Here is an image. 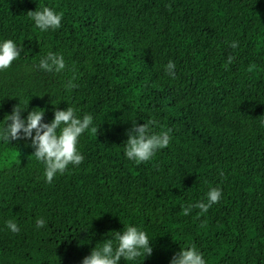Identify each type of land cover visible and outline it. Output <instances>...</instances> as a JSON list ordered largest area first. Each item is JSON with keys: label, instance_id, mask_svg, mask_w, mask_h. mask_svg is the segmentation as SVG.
Instances as JSON below:
<instances>
[{"label": "trees", "instance_id": "obj_1", "mask_svg": "<svg viewBox=\"0 0 264 264\" xmlns=\"http://www.w3.org/2000/svg\"><path fill=\"white\" fill-rule=\"evenodd\" d=\"M43 7L62 14L58 29L28 17ZM6 39L23 51L0 71V127L16 105L22 117L44 109L45 123L70 106L98 131L79 137L84 161L51 183L30 139L0 140V264H82L126 225L153 251L118 264H170L193 244L206 264H264V0H0ZM49 51L64 70L38 68ZM149 120L171 140L137 164L127 132ZM213 187L218 203L182 214Z\"/></svg>", "mask_w": 264, "mask_h": 264}, {"label": "clouds", "instance_id": "obj_2", "mask_svg": "<svg viewBox=\"0 0 264 264\" xmlns=\"http://www.w3.org/2000/svg\"><path fill=\"white\" fill-rule=\"evenodd\" d=\"M28 17L34 21L41 31L55 30L61 26L62 14L55 12L49 7L40 10L28 11ZM229 47H238L237 41H232ZM23 46H18L13 40L6 39L0 42V71L8 69L12 62L21 56ZM234 62V57L229 55L225 67ZM66 67L64 57L49 51L40 58L38 68L48 72H61ZM176 64L169 60L165 66L168 76L175 79ZM75 77L70 79L66 87L71 90L76 87L73 83ZM27 106V105H26ZM15 106L11 114L4 116V125L0 127V140L9 143L11 140L30 139L34 148L32 155L45 165L44 177L47 183H51L57 174H63L69 165L78 166L84 161V156L78 151L79 137L86 131L91 130L95 135L98 127L93 125V117L84 114L82 118L76 114V109L68 106L66 109H54L53 119L45 123L43 120L44 109L34 108L26 117L21 116V111L26 108ZM39 109V110H37ZM10 121V122H9ZM264 123V121H261ZM155 120L147 123L136 124L127 132L124 155L137 164L150 161L160 149L166 148L171 140L170 130H162L159 133L153 131ZM91 126V127H90ZM222 196L219 187L210 188L206 194L207 202L199 201L182 207V214L189 215L193 209H199L200 214L206 213L213 204L220 201ZM7 227L13 233H19L18 225L9 220ZM46 225L43 218H38L36 227ZM111 239H105L99 248H92L89 255L85 256L82 264H118L123 258L125 261L135 260L137 257L152 255L151 241L147 234L136 226L126 225L123 231L111 232ZM115 241V243H114ZM170 264H206L203 254L196 246L180 247L175 253Z\"/></svg>", "mask_w": 264, "mask_h": 264}, {"label": "rangeland", "instance_id": "obj_3", "mask_svg": "<svg viewBox=\"0 0 264 264\" xmlns=\"http://www.w3.org/2000/svg\"><path fill=\"white\" fill-rule=\"evenodd\" d=\"M11 153H6L5 156L10 157Z\"/></svg>", "mask_w": 264, "mask_h": 264}]
</instances>
